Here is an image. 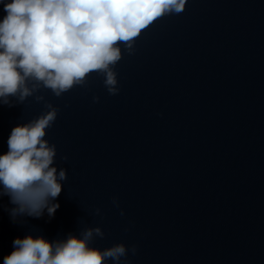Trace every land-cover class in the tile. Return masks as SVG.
<instances>
[{
  "label": "clouds",
  "instance_id": "clouds-1",
  "mask_svg": "<svg viewBox=\"0 0 264 264\" xmlns=\"http://www.w3.org/2000/svg\"><path fill=\"white\" fill-rule=\"evenodd\" d=\"M187 0H0L6 13L0 21V105L13 106L41 89L60 97L73 88L87 87L89 77L102 76L110 95L119 92L114 70L122 48L135 53L142 32L157 19L180 14ZM98 102L99 97H94ZM37 118L15 126L0 154V197L8 196L10 215L49 217L59 208L53 203L67 180L64 168L54 166L55 145L45 139L59 109L45 102ZM67 160L68 157H62ZM113 203L119 207L114 198ZM96 209V214H99ZM123 215V211H121ZM104 232L88 227L80 235L48 241L43 236L15 238L13 251L3 264H120L129 249L123 243L106 249L90 246ZM135 255L137 249H130Z\"/></svg>",
  "mask_w": 264,
  "mask_h": 264
}]
</instances>
